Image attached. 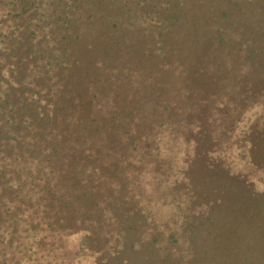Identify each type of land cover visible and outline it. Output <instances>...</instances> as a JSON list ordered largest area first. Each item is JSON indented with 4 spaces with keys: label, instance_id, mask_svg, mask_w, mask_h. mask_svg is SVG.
Segmentation results:
<instances>
[{
    "label": "rangeland",
    "instance_id": "1",
    "mask_svg": "<svg viewBox=\"0 0 264 264\" xmlns=\"http://www.w3.org/2000/svg\"><path fill=\"white\" fill-rule=\"evenodd\" d=\"M165 1L160 0V8L180 6L179 0ZM240 1L246 15L232 40L264 46V0ZM216 6H207L206 15ZM171 17L165 12L158 21L169 26L174 24ZM218 23L222 22L212 15L203 23L210 27L207 33L177 32L170 44L155 41L163 45L159 50H165L167 58L171 56V67H163L158 55L150 63L149 55L157 50L119 53L114 59L127 65L124 70L116 68L115 74L110 66L96 67L94 87L78 85L83 98L66 99L57 117L35 122L44 130L39 131V157L29 178L34 180L30 177L34 174L39 187H49V193L36 215L28 208L30 196L22 197V205L25 212H33L31 217L59 214L68 229L62 231L66 233L62 246L33 240L43 255L27 254L23 264L46 260L52 264L50 253L57 255L59 264H264V68L253 63L244 69L251 72L246 76L240 66L246 49L232 48L224 54L220 42H210ZM146 38L145 33L141 41ZM204 49L217 52L218 65ZM200 61L208 63L215 80L206 88L205 107L192 97V90L186 92L187 73L180 70ZM217 66L224 67L221 74L216 73ZM126 79L132 81L128 88L123 86ZM121 88L126 96L133 94L132 101L113 98ZM172 99L175 109L165 110ZM162 117L164 128L159 136H150L147 157L132 156L143 147L148 123ZM198 117L209 142L199 140L200 133L190 134ZM126 129L137 137V151H130ZM54 146L57 152L52 151ZM194 154L198 158L193 162ZM130 157L134 163L128 162ZM167 183L175 186L164 192ZM52 190L68 203L57 201ZM37 227L29 225L24 248ZM40 232L46 239L48 231ZM7 245L0 241V249ZM33 255L41 262L32 261Z\"/></svg>",
    "mask_w": 264,
    "mask_h": 264
},
{
    "label": "trees",
    "instance_id": "2",
    "mask_svg": "<svg viewBox=\"0 0 264 264\" xmlns=\"http://www.w3.org/2000/svg\"><path fill=\"white\" fill-rule=\"evenodd\" d=\"M170 1L172 0L165 2L168 4ZM159 2L160 0H0V241L9 243L0 249L2 264L8 259H15L8 264H23V258L29 259L27 254L35 253L38 257L43 255L38 244L32 242L35 239L51 246L64 245L66 233L63 234L62 231L67 226L57 212L58 215L50 213L48 216L31 217L33 212L36 215L37 208V211L41 210L40 203L43 204L49 193V187H39L40 182L34 174L30 175L34 180L29 178L31 166L37 163L39 157L36 153L39 131L44 130L39 124L36 127L35 122L50 121L54 118L53 115L57 117L66 99L78 101L83 98L78 85L86 82L91 90L95 84L93 71L95 73L96 67L110 66L112 72L117 74L116 68L124 70L127 65L116 63L114 56H120L119 53L128 55L133 51L138 53L142 48L147 52H159L149 55L150 63L153 59L156 61L152 57L158 55L160 58L157 59L163 67H171V56L167 58L166 51L159 50L163 46L160 44H170L177 32L186 31L194 36L197 33H207L210 27H205L203 23L213 15L222 23L213 25L215 34H210L208 40L220 42L224 54L231 52L232 48L240 51L246 49L247 54L240 64L246 76H250L251 72L246 73L244 69L253 63H259L264 68V46H256L255 42L243 43L239 38V41L232 40L235 39L233 34L239 20L246 15L243 14L244 4L240 0H179L177 10H172L169 6L160 8ZM210 4L217 6L206 15L205 8ZM229 7L231 9H227ZM165 12H170V22L174 24L167 26L158 21L159 16ZM143 18L147 21L144 22ZM145 33L147 38L141 41ZM155 41L160 44L157 45ZM204 52L209 53L218 65L217 52H208L206 49ZM207 65L208 63L200 61L198 65L182 66L180 69L187 73L186 92L192 90V97L199 100L203 107L209 101L206 88L215 82ZM223 68L217 66L216 73L221 74L219 71ZM161 79H164L163 75ZM130 82V79H126L127 84L123 86L128 88ZM164 89V85L160 87L161 91ZM241 89H246L242 83ZM241 89L238 90L243 95ZM119 90L114 91L113 98L132 101L133 94L126 96L122 88ZM89 96L90 92L87 93L88 99ZM213 101L218 102L216 98ZM174 104V99L169 100L165 103V110L172 106L174 108ZM203 114L205 120L207 111ZM165 115L167 116V112ZM198 119L201 118L196 119L194 130L190 134L200 133L199 140L209 142L204 124L198 122ZM164 120L162 117L152 124L148 123L140 150L133 131L125 130L129 133L127 145H131L130 151H139H135L132 156L141 153L144 158L147 157L150 136H159L166 122ZM53 132L50 131V134ZM158 146L159 143H156L154 149ZM52 151L57 152L58 147H52ZM192 158L193 162L197 160V154ZM127 160L134 163L131 157ZM193 162L190 164V173L194 177L196 167ZM174 186L175 184L167 183L162 191H171ZM193 189L195 193L197 190L193 187L190 189L191 193ZM53 192L51 194L57 201L64 206L68 203L61 193ZM185 193L189 194L188 191ZM28 196L32 201L28 208H34L31 215V208L25 212L22 205V197ZM148 215L145 217H151ZM31 223L42 227L36 228L37 231L31 234L34 238L24 248L23 241L28 238L27 231ZM41 229L48 231L46 239L45 235H39ZM13 242L16 243L15 247L11 246ZM47 257L52 264L61 263L57 262L55 253H50ZM31 260L41 262L34 255ZM45 262L48 264L47 260Z\"/></svg>",
    "mask_w": 264,
    "mask_h": 264
}]
</instances>
